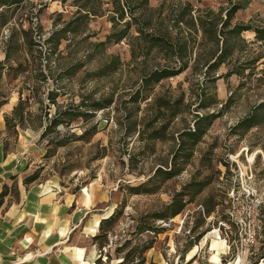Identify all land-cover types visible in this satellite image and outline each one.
I'll return each mask as SVG.
<instances>
[{"label":"rangeland","instance_id":"374dc122","mask_svg":"<svg viewBox=\"0 0 264 264\" xmlns=\"http://www.w3.org/2000/svg\"><path fill=\"white\" fill-rule=\"evenodd\" d=\"M181 1L194 10L223 7V18L229 6ZM234 1L246 5L210 35L173 25L175 46L179 29L185 34L188 67L149 84L144 76L166 61L157 50L133 58V37L107 41L110 11L68 25L73 0L0 7V146L23 161L0 207L32 183L90 198L99 217L95 264H213L215 254L216 264H264V0ZM237 23L262 32L230 34ZM21 100L23 112H15ZM95 101L107 106L93 110ZM80 110L89 114L71 120ZM251 114L255 125L237 126ZM56 117L62 122L47 130ZM173 201L183 209L159 218Z\"/></svg>","mask_w":264,"mask_h":264},{"label":"trees","instance_id":"16d2710c","mask_svg":"<svg viewBox=\"0 0 264 264\" xmlns=\"http://www.w3.org/2000/svg\"><path fill=\"white\" fill-rule=\"evenodd\" d=\"M67 1V0H63ZM229 6L226 8L225 18L222 16L223 7L219 11H216L212 8H203L194 10V7L189 1H178L174 2L173 0H162L161 4L158 7H153L150 5V0H110V8H105V0H73V5L76 6V16L68 22L69 23H79L84 22L86 19L97 16L104 15L106 11H110L108 17L112 22L113 30L107 36V41L114 40L118 42L127 37H133L137 40V44L132 48V57L137 58L139 54H148L152 50H157L160 53L161 58L166 61L165 64L158 62V65L154 67L146 76H144V81L146 84L149 83H158L162 79L176 75L188 67L187 61H185V56L187 55V43L185 41L179 42L180 39L185 37L183 30L181 29L180 23L190 24L197 27L205 35H210L215 33L213 27L217 22H221L225 27L230 24V20L234 17L235 13L244 8L246 4L242 2L227 0ZM19 3V0H0V7H10ZM176 3V4H175ZM169 4V11L165 13L167 5ZM176 5V8L175 5ZM174 5V6H173ZM213 19H216L215 21ZM6 23L4 21L2 24ZM172 23V25H171ZM173 25L179 26V31L182 33L179 36V41L174 43V35L171 28ZM134 29V32L132 30ZM255 30L258 34L262 32L261 28H253L250 25L237 23L233 27L227 29L230 34H238L244 30ZM179 33V34H180ZM261 38H264L261 35ZM107 41H100L98 45H105ZM144 52V53H143ZM7 60L11 59L10 53L6 51ZM112 60L119 62L117 56H112ZM218 58V57H217ZM177 62L178 60L182 61L181 65L172 66L169 64L171 60ZM172 60V61H173ZM13 66V65H11ZM22 67V63H19L17 67ZM109 63H105L101 68V72L104 73L107 68H109ZM235 73H240L234 71ZM23 101L21 100L19 105L15 107V112H23L21 110ZM106 103L103 101H95L91 107L93 110L102 109L106 107ZM261 106H264L262 103ZM65 111L63 114H67ZM71 120L76 119L77 117H86L88 111H77L76 113H71ZM256 115L251 114L243 118L237 126L250 128L255 125ZM5 121L8 128L15 127L16 124L13 123V117L5 115ZM26 117L22 116V126L25 125ZM62 120L54 118L50 125L47 126V130L53 126L60 124ZM44 134L46 133V131ZM195 130L188 131L191 138H197L200 136V133ZM156 137H159L157 135ZM34 177L29 178L28 180H33ZM167 209L169 210V215L160 214L159 218H165L167 216L173 217L178 214L182 209L183 205H177L176 202H171ZM113 215L109 216L105 220H111ZM103 220L101 221V223ZM100 223V224H101ZM96 237V236H95Z\"/></svg>","mask_w":264,"mask_h":264},{"label":"crops","instance_id":"0c3cea01","mask_svg":"<svg viewBox=\"0 0 264 264\" xmlns=\"http://www.w3.org/2000/svg\"><path fill=\"white\" fill-rule=\"evenodd\" d=\"M21 173L22 159L0 146V193ZM90 204L43 183L23 186L17 203L0 207V264H95L91 238L99 217L91 216Z\"/></svg>","mask_w":264,"mask_h":264},{"label":"bare ground","instance_id":"6f19581e","mask_svg":"<svg viewBox=\"0 0 264 264\" xmlns=\"http://www.w3.org/2000/svg\"><path fill=\"white\" fill-rule=\"evenodd\" d=\"M93 258H94V256H93ZM218 260H219V256L218 255H213V256H211V258H210V261L213 263V264H216V262L218 263Z\"/></svg>","mask_w":264,"mask_h":264}]
</instances>
